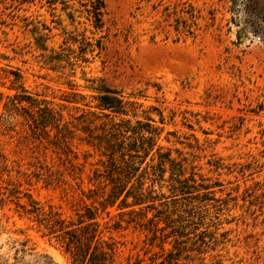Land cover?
<instances>
[{
    "label": "rangeland",
    "instance_id": "1",
    "mask_svg": "<svg viewBox=\"0 0 264 264\" xmlns=\"http://www.w3.org/2000/svg\"><path fill=\"white\" fill-rule=\"evenodd\" d=\"M105 3L101 31L83 17L74 24V30L84 28L102 42L70 77L78 91L91 95L84 79L95 78L137 94L140 108H151L148 114L161 128L157 143L170 148L172 157H185L205 182L220 184L213 189L217 200L194 202L204 218L195 220L196 229L173 260L167 259V250L178 245L172 237L163 240V251L159 236L150 239L133 222L104 229L103 238L115 245V264H264V0ZM51 19L47 5L37 0L0 3V73L19 70L28 92L57 102L67 90L64 77L42 67L32 32L48 25L53 37L46 45L58 48L62 37ZM62 25L73 29L64 19ZM53 139V131L35 137L24 125L4 133L0 127L1 151L29 175L19 176V202L26 201V192L45 209L75 217L82 193L101 187L88 182L101 166L78 138L59 146ZM14 201L0 205V264H78L61 237L39 230ZM131 218L140 219L114 210L97 219L111 227Z\"/></svg>",
    "mask_w": 264,
    "mask_h": 264
},
{
    "label": "trees",
    "instance_id": "2",
    "mask_svg": "<svg viewBox=\"0 0 264 264\" xmlns=\"http://www.w3.org/2000/svg\"><path fill=\"white\" fill-rule=\"evenodd\" d=\"M16 1L21 5L36 0ZM37 1L41 6L47 5L55 17L51 22L58 26L54 28L60 30L62 37L58 48L54 49L46 45L53 37L51 27L41 24L32 29L35 46L40 50L39 61L43 68L64 77L67 90L55 102L28 92L19 70H2L0 85L8 91L0 89L1 132L14 130L16 124L26 126L35 137H49V131H53L51 141L57 146L78 138L96 152V163L101 168L93 171L88 182H99L101 187L88 188L82 193L85 199L81 198L83 205L80 211H75V217L66 218L51 208L45 209L26 192H23L26 201L19 202L22 197L19 176L29 175L20 171V164L9 159L0 147V205L15 200L39 230L65 241L78 264H115L114 242L105 240L103 231L119 228L123 221L142 226L151 233L150 239L159 236L158 246L163 251V244L172 237L178 245L167 250V259L173 260L172 254L185 246L182 242L189 231L196 229L195 220L204 218L194 202L217 200L213 197V189L220 184L205 182L185 157H172L170 148L157 143L161 128L148 114L151 108H140L137 94H126L95 78L84 79L87 82L84 87L92 92L91 95L78 91L70 77L81 63L88 61L87 54L102 48V42L100 38L85 35L84 28L74 30V24L83 17L93 30L101 31L107 14L105 0H76L77 7L72 2L75 0ZM57 5L61 11L58 14ZM61 15L72 30L62 25ZM4 79L9 82L7 85ZM158 114V122L163 123L162 115ZM180 199L188 203L178 202ZM113 210L118 214H137L140 219H119L111 227L108 221H98L101 215L109 217ZM148 212L151 216H147Z\"/></svg>",
    "mask_w": 264,
    "mask_h": 264
}]
</instances>
